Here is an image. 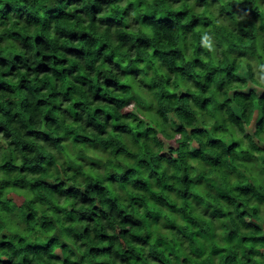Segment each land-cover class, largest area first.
<instances>
[{"label": "trees", "instance_id": "obj_1", "mask_svg": "<svg viewBox=\"0 0 264 264\" xmlns=\"http://www.w3.org/2000/svg\"><path fill=\"white\" fill-rule=\"evenodd\" d=\"M255 58L264 0H0V264H264Z\"/></svg>", "mask_w": 264, "mask_h": 264}, {"label": "rangeland", "instance_id": "obj_2", "mask_svg": "<svg viewBox=\"0 0 264 264\" xmlns=\"http://www.w3.org/2000/svg\"><path fill=\"white\" fill-rule=\"evenodd\" d=\"M200 9H202V7H200ZM253 62L255 63L256 66V70L259 72V68H263L264 69V64L258 62V60H256V58L253 60ZM129 64V63H128ZM160 79V77L158 78V76L154 77V80H158ZM163 91H159L158 95L156 96V100L154 103V110H157V108L161 107L164 110H172V109H181L185 112H189L191 109L188 106V104L184 101V100H178V101H174L173 99H171V95H172V91H165L167 93H165V95H162ZM167 94V95H166ZM0 123L3 124L4 120L3 118H0ZM256 179V177H253L250 181H249V187L250 188H254L255 190L261 191V196L264 197V192L262 191L261 187H260V183H258V180H254ZM257 181V182H256ZM22 183H25L24 181H21ZM244 187V186H243ZM18 198V202L19 203H23V207L28 206L30 204L29 201L25 200L23 201V198L21 196H17Z\"/></svg>", "mask_w": 264, "mask_h": 264}]
</instances>
